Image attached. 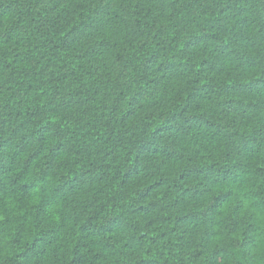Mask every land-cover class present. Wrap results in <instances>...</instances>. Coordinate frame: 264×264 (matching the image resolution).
Here are the masks:
<instances>
[{"label": "trees", "instance_id": "obj_1", "mask_svg": "<svg viewBox=\"0 0 264 264\" xmlns=\"http://www.w3.org/2000/svg\"><path fill=\"white\" fill-rule=\"evenodd\" d=\"M130 68L134 90L122 83ZM173 85L188 98L156 125ZM213 100L217 118L199 114ZM189 137L229 149L228 163L178 169ZM77 164L78 207L99 211L73 233L71 264H262L264 191L245 189L264 182V0H0V236L59 225L25 254L37 264L75 224L63 173ZM105 181L119 185L107 215L103 190L91 191ZM216 181L231 187L213 195Z\"/></svg>", "mask_w": 264, "mask_h": 264}, {"label": "clouds", "instance_id": "obj_2", "mask_svg": "<svg viewBox=\"0 0 264 264\" xmlns=\"http://www.w3.org/2000/svg\"><path fill=\"white\" fill-rule=\"evenodd\" d=\"M249 35H254V30L249 33ZM225 40H227V37H225ZM179 51V49H177ZM252 73H248L244 76V82H247L252 78ZM139 78V73L137 71H134L133 69H129L126 73H124V77L122 80V83L131 85L133 90L136 86V81ZM191 79V77H189ZM212 80V77H208L207 81ZM222 82H231L227 75L218 77L216 79V83H222ZM174 89V90H173ZM188 98L187 92L182 91L180 88H176L175 85L172 86V88L169 89V102L164 104L159 109H152V120L156 125H160L164 123V118H166V115L171 112L173 109H175L177 106L183 105L185 101ZM220 100L226 99L225 97H220ZM216 103V100H213L212 102H205L204 106L201 108L199 114L207 113L209 115V118L215 119L219 115L218 111L214 115L212 112L209 111L210 108L214 106ZM149 115L148 112H142L139 114V118L137 120L129 122V127H131L133 124H139L141 120L145 118V116ZM231 119V117H229ZM57 122L59 120L57 119ZM223 123H227V120H221ZM69 127H74L72 125H69ZM251 126L248 128H242L240 129L241 132L243 131H250ZM152 133L156 132V128H151L149 130ZM73 135H75V132H73ZM56 140H51L49 142V148L53 147L56 144ZM75 141H73L72 144H69V148L73 146ZM181 149H187L188 157L190 158L191 162L189 163L187 160L183 165H178V169H182L184 167H209L211 170H214L212 166L216 167H223L225 164L228 163V160L226 159V156L229 152V149L224 148L222 146H218L216 144H203V145H197L195 149H193V146L191 144V137H189L188 142L181 145ZM69 159L68 156H64L61 161ZM74 159V158H73ZM61 161H57V163H60ZM233 163L235 161L233 160ZM84 168V164H77L73 169H70L63 173V175L66 177L67 180L71 181L72 187H73V195L70 196L69 199L65 201V204L62 206L63 211L66 214V212H71L73 209H76V215L73 216V220L75 221V224L70 226L68 230H64L60 233V238L55 243L51 245L47 249L46 255H44L43 264H53V251L57 248L62 249L64 252V261L63 264H71L72 261V249L75 246L76 236L73 233L79 232V226L80 224H83L85 220L93 217V214L95 212L99 211V204L94 209H90L88 211H84L83 208L78 207L80 204V196L76 195L78 191H75V187L81 183L80 178V170ZM179 174V172L177 173ZM109 181H105L103 184H97L91 187V191L93 194L96 192H100L103 190L104 195L106 198L100 199L101 204H107V208L104 212L105 215L112 212V206L113 204L109 202L110 197L112 196L114 190L118 188V184H112L111 187L108 186ZM206 186L208 188L213 189L212 194L213 195H220L221 193L228 191L231 187L230 184L222 183L219 181L216 182H206ZM257 187L259 188V191H264V182H261L259 186L255 185L254 187H249L245 189V192H252L257 191ZM90 188L88 186H84L81 191L79 192H86ZM135 193L134 191L130 193L129 199L127 200H120L117 205V214L120 213V211L123 209L126 211V206L131 202V198L134 197ZM240 198H243V194ZM235 203V202H233ZM206 206V205H205ZM231 208V205L229 206ZM249 213H245V215H248ZM67 218V217H66ZM79 218L78 222L77 219ZM8 216L6 212H0V224L7 223ZM59 225H39L37 227H33L31 224L28 225L27 230L24 232V234L20 237H17L16 230L13 228L11 231L7 232L5 235L0 236V264H37V261L41 259V257H33L31 259L28 258L25 254L28 253V250L30 248L35 251L33 248V245L36 244L37 238L41 235V232L44 230H50L54 231L55 228H57ZM259 229L262 236L260 245H259V251L261 255H264V216H261V219L259 221ZM243 229H241V232L233 235L230 240V242L234 241H241L243 239L242 236ZM124 235H127V233H124ZM117 238H120V235H117ZM18 241V242H17ZM234 251L239 252V249H234ZM31 254L29 253V256ZM211 253H208V256H210ZM117 259L121 258V254L117 253ZM130 259L133 260L134 258ZM207 259V256L205 257ZM229 264H233V261L231 260ZM262 264H264V261H262Z\"/></svg>", "mask_w": 264, "mask_h": 264}]
</instances>
